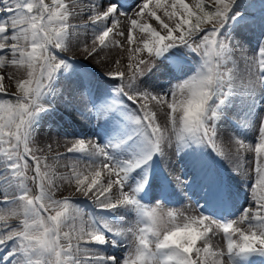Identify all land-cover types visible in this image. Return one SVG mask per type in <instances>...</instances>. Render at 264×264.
<instances>
[{
	"label": "snow or ice",
	"instance_id": "snow-or-ice-1",
	"mask_svg": "<svg viewBox=\"0 0 264 264\" xmlns=\"http://www.w3.org/2000/svg\"><path fill=\"white\" fill-rule=\"evenodd\" d=\"M248 29L243 0H0V69L25 73L8 93L0 72V264H264V39L249 46ZM89 32L91 48L80 39ZM122 40L127 71L117 60L101 99L63 54L82 43L101 63ZM83 88L91 107L74 102ZM61 109L103 118V142L69 132ZM46 121L70 143L63 153L36 143ZM226 125L245 205L218 210L238 193L210 184L195 214L165 208L171 181L157 159L203 146L225 157ZM65 184L73 191L57 198ZM157 188L153 204L147 193Z\"/></svg>",
	"mask_w": 264,
	"mask_h": 264
},
{
	"label": "bare ground",
	"instance_id": "bare-ground-1",
	"mask_svg": "<svg viewBox=\"0 0 264 264\" xmlns=\"http://www.w3.org/2000/svg\"><path fill=\"white\" fill-rule=\"evenodd\" d=\"M131 2V0H128ZM251 11L254 14H250L249 20L251 22V29L245 30L242 39L249 45L255 46L258 39H264V36L261 35V21L264 19V2L254 4L251 6ZM88 19L87 16H79L72 20V23H82ZM122 20V29L126 31L127 21L124 18ZM155 26L156 22L151 21ZM120 39L119 37H116ZM80 39L89 44L91 48V40L93 39L92 34L89 32L86 36H81ZM123 47L111 46L107 49L102 50L99 53V56L105 57V62L97 63L98 57H87L85 53L82 52V43H74L71 46V50L65 54L79 61V69L81 71H87L95 84V95L104 98L103 94L110 90V88L116 83V81H110L109 78L105 75L107 72L115 70L117 67L116 61H119V67L127 71L128 63V44L126 41H121ZM243 69V63L240 65ZM5 76V86L7 92L10 90L16 89L15 81L25 78V73L22 70H18L12 66H6L3 69H0ZM11 76V79L9 78ZM60 86L65 87L66 81L63 79L60 80ZM73 87H76V81L73 80ZM76 99L75 103L79 108L91 107L88 103L89 96L87 88L78 89L75 93ZM99 102V101H98ZM157 110V109H154ZM61 115L64 116V121L71 125L68 129L69 132L79 133L81 138L86 140H99L103 142V138L106 134V126L104 124L103 118L93 117L89 120L86 116H81L79 112L74 113L75 120L67 115L61 109ZM158 120L163 126L165 124V115L164 111L157 110ZM51 126V121L44 122L43 126L40 129L39 137L37 139V144L43 146L45 143H52L53 151L63 153L66 150V147L70 146V143H66L63 136L57 137L56 130L52 128L51 133H49V128ZM235 134L234 129L231 125H226V131L224 132V144L221 145L227 155L225 157L212 156V151L207 146L199 147L193 149H185L181 151H176L173 149H166V155L163 159H157L155 168L161 174H166L171 181L167 185V193L170 194L169 200L166 201L165 208L168 207H179L184 208L186 211H190L192 214H195L197 207L203 208L205 206V193L208 191V186L210 184L215 187L216 185L223 184L230 186L233 192L238 193L235 197V203L229 204L226 208H220L218 210L223 212H232L234 210L240 209L246 203L247 192L244 189H239V177L236 175L237 172H240V164L242 161H238L234 154L230 151L233 147L228 143V138L230 135ZM72 137H69L71 140ZM251 139V137L246 138ZM56 141L57 143H53ZM57 144L59 146H57ZM188 155L192 156L194 161H189ZM248 158H252V154H248ZM51 162V161H49ZM71 161L68 159H62L60 161L61 165L68 164ZM79 166L83 169L87 165V161H79ZM59 171L65 172L66 168L60 167ZM29 176L32 175V172L29 171ZM242 175V172H241ZM238 184V185H233ZM31 186V185H30ZM73 191V188L67 184L56 193V197L60 198L64 195H68ZM36 194L35 188L33 186V195ZM161 191L159 188L154 191H149L147 196L152 199L153 204L156 199L161 198ZM79 198V197H77ZM87 219V217H85ZM15 222V221H13ZM214 244L222 243L220 240H213ZM262 258L254 257L253 264H259V261Z\"/></svg>",
	"mask_w": 264,
	"mask_h": 264
},
{
	"label": "rangeland",
	"instance_id": "rangeland-1",
	"mask_svg": "<svg viewBox=\"0 0 264 264\" xmlns=\"http://www.w3.org/2000/svg\"><path fill=\"white\" fill-rule=\"evenodd\" d=\"M187 2H189V3H192V0H187ZM262 2H264V0H243V3H244V5H245V7H246V10H247V13H248V15H250V14H254V12H250L252 9H251V6L252 5H254V4H258V3H262ZM64 56H67V57H69L68 55H66L65 53L63 54ZM14 92H16V89H13V90H10V92H8V93H14ZM209 149H211V147L210 146H207ZM212 151V150H211ZM212 156L214 157L215 156V152H213L212 151ZM188 157V159L187 160H189V161H194V159H191V158H193L192 156H190V155H188L187 156ZM234 185V184H233ZM152 202V201H151ZM153 203V202H152ZM165 204H167V202H165ZM167 205H170V204H167Z\"/></svg>",
	"mask_w": 264,
	"mask_h": 264
}]
</instances>
